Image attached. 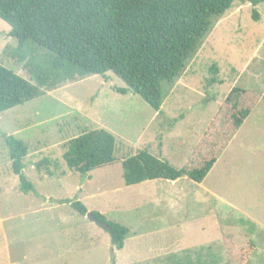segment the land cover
I'll use <instances>...</instances> for the list:
<instances>
[{"label": "rangeland", "instance_id": "374dc122", "mask_svg": "<svg viewBox=\"0 0 264 264\" xmlns=\"http://www.w3.org/2000/svg\"><path fill=\"white\" fill-rule=\"evenodd\" d=\"M253 7L250 0H235L213 21L180 75L164 84L159 112L137 94L118 92L125 84L106 73L66 80L41 96L0 113V264H112L113 259L115 264L113 250L107 251L109 235L88 215L78 214L71 202L79 200L88 212L103 213L121 224H141L144 210H167L146 206L147 184L149 189L153 184L163 188L166 180L127 186L120 163L94 169L85 176L72 174L61 160L65 143L86 130L103 128L116 139L117 158L146 149L176 167L189 158L199 164L208 157L206 150L202 148L195 154L193 151L199 147L226 94L235 86L256 89L261 98L225 149L217 173L201 184L182 177L174 191L164 190L170 187L157 189L159 198L174 200L175 210L178 207L176 222L180 218L179 226L185 232L178 242L181 257L175 252L173 256L157 258L164 259V263L153 259L146 263L264 264V2L255 5L257 20L252 17ZM8 31L9 26L0 19V64L32 81L25 65L27 60L18 61L3 52L7 46H16ZM28 52L47 63V50L31 48L29 44ZM212 64L218 70L216 82L209 85ZM3 135H13L26 145L23 172L33 182L34 191L23 193L18 189ZM44 156L57 158L60 163L53 177L43 178L35 169V163ZM62 171L64 174H60ZM176 188L185 196L180 206L173 196ZM194 188L198 192L192 191ZM219 198L232 202L234 209H227L232 211L225 215L218 213L219 209L228 208L227 204H219ZM63 199L70 202H61ZM167 216L166 220L170 214ZM243 216L259 225L248 220L238 223L237 219ZM160 218L151 219L148 226L163 227ZM216 221L222 228L220 238L215 234ZM205 223L214 240L210 249L193 255L194 251L184 244L203 237L204 234L192 231ZM144 225L133 228L143 231ZM173 238L172 232L166 231L148 234L139 248L146 252L153 246H170ZM129 247L134 249L135 245L130 243Z\"/></svg>", "mask_w": 264, "mask_h": 264}, {"label": "trees", "instance_id": "16d2710c", "mask_svg": "<svg viewBox=\"0 0 264 264\" xmlns=\"http://www.w3.org/2000/svg\"><path fill=\"white\" fill-rule=\"evenodd\" d=\"M235 0H0V19L8 26L16 46L4 53L26 61L32 81L0 64V113L44 94L66 80L112 73L125 87L118 92L140 96L159 112L163 86L176 79L209 31L213 21ZM252 17L255 5L250 0ZM48 51L47 63L29 56L28 46ZM217 66L209 67L208 84L216 82ZM261 98L260 91L232 87L211 119L198 148L206 150L201 163L191 158L180 167L154 156L146 149L117 158L116 139L108 130H86L65 143L61 160L68 172L85 176L90 171L120 163L125 185L147 180L185 177L201 182L211 166ZM18 178V189L34 191L24 174L27 147L13 135H3ZM60 168L57 158L44 156L35 163L41 177L50 178ZM60 174H64L62 171ZM61 202H70L63 199ZM71 207L80 215L90 214L110 238L112 249L123 247L128 228L102 213L90 211L79 201ZM240 223L244 219L238 220ZM226 241V240H225ZM113 258V254H112ZM114 264V259L112 260Z\"/></svg>", "mask_w": 264, "mask_h": 264}, {"label": "crops", "instance_id": "0c3cea01", "mask_svg": "<svg viewBox=\"0 0 264 264\" xmlns=\"http://www.w3.org/2000/svg\"><path fill=\"white\" fill-rule=\"evenodd\" d=\"M249 115L244 119V121L242 122L241 126L247 120ZM241 126L239 127V129L241 128ZM239 129L235 132V134L229 140L228 144L233 139V137L236 136V134L239 132ZM228 144L226 145L224 150L220 153V155L217 157V159L215 160V162L211 166L210 170L207 172L206 176L204 177V179L201 182H199V183H197V182H195V183L201 184L211 174L217 173V171L219 169L218 164H219V162L221 160L220 158L223 155V153L225 152V149L227 148ZM178 179H176V180H166L165 181L166 183L164 185H162L163 188L160 187V185L158 187L157 184H153V185H151L153 187H151L149 189L148 188L149 184L146 183L148 185V187L146 186V188L148 189L147 190V192H148V194H147L148 200L146 201V206L147 207H151V208L152 207H163V208L166 207L167 210L165 212L159 211V213L157 211L155 213H150L149 210H144L143 211L144 215H141L140 218H142L141 224L142 223L146 224V225L142 226V227H144L143 231L145 230V232H143L142 230H139L140 227H137L135 229L133 228V225H138V226L141 225L138 222L136 223L134 221V222H132V225L123 224V225H125L128 228V233H127V236H126V238L124 240L123 247L121 249H119V250L112 249V246L110 244V238H109V241H106L107 245L109 244L108 245L109 247H108L107 251H112L113 250V252H114L115 264H144L149 259H153V261L156 260L157 263H161V262L164 263V261H165L164 259L162 261L161 260L158 261L157 258L159 256L160 257H166V256H169V255L173 256L175 254V252H176V256L181 257V255L178 254L180 249H181V247L178 246V242L180 240V237H181L182 233L185 232V231L182 230L180 228V226H179L180 225V218H178V220L176 222V215H178V213H177L178 207L175 210L174 200L171 199L172 201H165L164 199H161L158 196H156L157 189H159V190L160 189H164V187H170L169 189H164L167 192L168 191H174V189L176 187V182L178 181ZM162 180H164V179H162ZM201 186L204 188V185H201ZM189 188L192 189V187H189ZM152 189H153V191H156V192H152ZM192 191L198 192V190L196 188H194ZM204 191H207V190H205V188H204ZM168 194L170 195V193H168ZM173 196H175L176 199L178 200V201H176L177 206H180L179 204H181V201H183V198H185V196L181 195V191H180L179 188H176V194L173 193ZM219 202H220L219 204H221V202H222L223 204H227V206H228V208L226 207L224 209H219L218 213H222L223 215H225V213H228L229 211H232V210H227V209H230V208L234 209V207H235L232 202L224 201V200H221L220 198H219ZM160 204H161V206H159ZM223 204H221V205L223 206ZM114 213H117V211H115ZM163 213H165L166 217H168L167 214H170V217L168 218V220H166L167 218L164 216ZM159 214H161V215L158 216ZM155 217H159V218L161 217L159 219L160 223H162V218H163V224H164L163 227H160L159 229H155L154 227H157V226L154 225V224H151V226H148L150 223H147V222L152 221L151 219H153ZM239 219H244L245 221L248 220L251 223L254 222L255 224L259 225V223L256 220L251 219L249 217H244L243 216V218H238L237 221ZM115 221H117V220H115ZM119 223H121V222H119ZM238 223H239V221H238ZM216 225H217V229L215 231V234H216L217 237L220 238L222 236L221 235V229H222L221 228V224L216 221ZM136 229H138V230H136ZM164 231L172 232V234L174 236V238L172 239L173 242H172V244H170V246L165 245L164 247L161 246V248H158V249H156L157 246H153L151 251L147 250L146 252L144 251L143 248L142 249H143L144 252L139 248V245L144 243V240L146 239L148 234L151 235V234H155L156 232H160L161 233V232H164ZM192 232H193V234H195V233L204 234L203 237L200 236V238H199V240L197 242L194 241V242H192V244H190V243L184 244L185 247L190 248V250L192 249V252L194 251L193 255L196 254V251H199V250H203V251L205 250L206 251L207 249H210V246H211V244H212L214 239H213V236L209 235V233H208V225L206 223H205V225H201L198 228L194 227ZM101 233H102V231L100 233L98 232V235H101ZM175 236H176V239H175ZM189 241L190 240H188V242ZM130 243L131 244L133 243V245H135L134 249H131L129 247Z\"/></svg>", "mask_w": 264, "mask_h": 264}, {"label": "water", "instance_id": "95a60500", "mask_svg": "<svg viewBox=\"0 0 264 264\" xmlns=\"http://www.w3.org/2000/svg\"><path fill=\"white\" fill-rule=\"evenodd\" d=\"M87 215L90 217V219H92L95 222V220L93 219V217L90 214H87Z\"/></svg>", "mask_w": 264, "mask_h": 264}]
</instances>
